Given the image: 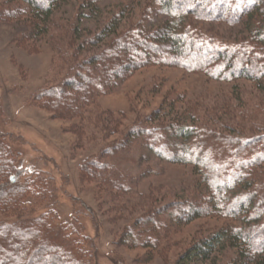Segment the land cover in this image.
Here are the masks:
<instances>
[{"label":"trees","instance_id":"1","mask_svg":"<svg viewBox=\"0 0 264 264\" xmlns=\"http://www.w3.org/2000/svg\"><path fill=\"white\" fill-rule=\"evenodd\" d=\"M58 1L0 0V17L2 13L8 21L29 18L26 46L30 47V41L49 34ZM92 1L81 7L89 9ZM153 6L148 16L125 31L120 28L124 10L116 13L83 44L100 45L109 37L116 38L83 64L77 62L83 44L70 56L64 43L58 51L59 59L66 66L73 62L71 75L33 95L40 106L53 117L67 121H84V114L97 107L81 125L82 131L89 130L88 121L97 127L102 115L98 112L99 99L112 94L136 71L152 66L202 73L220 82L248 81L264 92V0H154ZM155 11L165 20L151 23L149 13ZM81 16L82 11L73 37L69 36L74 45L81 41L77 38ZM212 26L238 27L241 32L232 38ZM48 66L49 71L55 70L54 62ZM234 96L242 123L234 117L208 120L195 116L190 109L184 112L185 117L174 116L179 100L172 97L150 118L139 115L133 126L123 131V138L107 144L100 155L82 162L81 177L95 182L118 204L121 201L117 198L133 194L134 189L129 186L130 172L118 162L111 165L108 161L118 151L139 153L138 164L155 158L190 165L199 177L193 192L182 197L181 203L164 213L148 210L144 219L126 228L122 245L155 253L163 248L162 230L180 229L205 216L217 215L239 225L194 241L174 264H210L227 251L233 255L226 264H264V101L245 104L238 90ZM121 116H105L112 123L106 125L99 141L104 142L109 130L121 125ZM208 124L213 129L207 128ZM249 124L259 134L246 138L252 129ZM71 129L81 135L74 125ZM9 137L0 128V264H97L95 250L88 247L92 240L78 218L61 221L56 208L58 188L41 172L26 174L19 170L17 159L22 155L10 144ZM131 164L136 165L133 160ZM118 207L113 204V211Z\"/></svg>","mask_w":264,"mask_h":264},{"label":"rangeland","instance_id":"2","mask_svg":"<svg viewBox=\"0 0 264 264\" xmlns=\"http://www.w3.org/2000/svg\"><path fill=\"white\" fill-rule=\"evenodd\" d=\"M90 1L59 0L55 24L49 34L39 41L34 40L35 43L30 41V47L26 46V42L31 20L23 17L8 21L1 13L0 128L10 134V144L21 152L22 156L17 159L19 170L26 174L41 172L43 178L58 188L59 205L56 208L61 221H71L73 216L78 218L84 233L92 240L88 247L95 250L97 264H174L178 255L194 241L222 228L237 227L239 222L210 215L180 229L166 228L161 233L163 248L155 253L139 247L128 248L120 242L126 228L144 219L142 216L148 210L167 212L171 206L181 203L182 197L186 198L193 192L192 188L199 179L194 167L170 164L155 158L138 164L139 153L126 155L118 151L108 161L111 165L118 162L124 171L130 172L132 182L129 186L134 188L133 194H122V198H117L121 201L118 204L114 198L105 196V191L95 182L81 177L80 165L87 158L100 155L107 144L122 139L123 131L131 128L139 115L150 118L172 97L179 100L174 116L185 117L184 112L190 109L195 116L208 120L224 121L234 117L242 123L234 96L236 90L241 93L245 104L249 101L263 102L264 92L248 81L220 82L202 73L191 74L179 68L152 66L136 71L112 94L99 99L98 112L102 115L97 127L89 120V130H81L89 112H95L97 107L84 114V121L53 117L33 95L58 85L65 76L71 75L70 65L73 62L70 60L66 66L59 59L58 51L64 43H67L68 55L71 56L79 45L97 35L121 9L124 10L120 24L123 31L146 14L148 16L150 8L155 9L154 0H97L92 1L94 3L89 9L81 7L84 2ZM81 11L83 16L77 31V38L81 37V41L75 42V46L69 36L73 37L72 31L77 26ZM149 15L151 23L165 20L158 11ZM219 27L211 28L226 31V36L232 38L241 32L238 27ZM115 38L109 37L100 45L83 44L81 55L76 52L79 56L77 62L83 64L87 59L98 56ZM51 62H54L55 70L49 71ZM119 113L122 115L121 127L118 125L116 130H109L104 136L107 139L99 141L106 125L112 123L105 116L113 118ZM210 124L207 128L213 129ZM73 125L80 129V136L72 131ZM249 127L252 129L246 138L259 134L253 129V124ZM131 160L136 165L131 164ZM113 204L119 206L115 211ZM148 255L150 260L145 259ZM232 255V251H227L218 257L217 262L214 260L210 264H226Z\"/></svg>","mask_w":264,"mask_h":264}]
</instances>
